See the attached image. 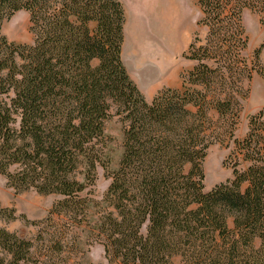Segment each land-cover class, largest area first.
Segmentation results:
<instances>
[{
  "label": "trees",
  "instance_id": "trees-1",
  "mask_svg": "<svg viewBox=\"0 0 264 264\" xmlns=\"http://www.w3.org/2000/svg\"><path fill=\"white\" fill-rule=\"evenodd\" d=\"M199 5L208 34L187 55L197 65L180 88L148 102L122 59L120 0H0V28L26 11L35 38L0 36V174L17 193L61 196L51 212L58 220L79 224L101 208L92 231L109 264H264V113L235 139L244 83L257 70L245 55L243 15L264 14V0ZM113 113L125 126L124 152L94 203ZM231 141L233 179L206 191L208 151ZM57 234L38 255L36 243L0 230V264H58L66 245Z\"/></svg>",
  "mask_w": 264,
  "mask_h": 264
},
{
  "label": "rangeland",
  "instance_id": "rangeland-1",
  "mask_svg": "<svg viewBox=\"0 0 264 264\" xmlns=\"http://www.w3.org/2000/svg\"><path fill=\"white\" fill-rule=\"evenodd\" d=\"M145 5L149 17L151 31L147 34L145 54L149 57L160 58L163 67L161 73L153 70L152 74L144 75L142 72L136 75L132 81L144 95L148 102L164 89H177L183 83V77L187 76L197 65L195 61L187 58L190 45L198 38L204 40L208 29L200 25L203 17L199 0H135ZM126 3V1H125ZM129 8V5L126 3ZM132 14L138 15L136 3L130 6ZM141 10V9H140ZM243 24L246 29L249 45L246 57L256 71L250 81L244 85L249 89V96L243 103L242 113L235 131V139L243 140L250 131V119L260 113H264V48L259 61L256 53L264 44V14L256 11H246L243 15ZM0 36L6 37L10 42L21 45H33L34 35L31 32L30 15L26 11L17 12L11 19L5 21L0 28ZM141 64V60L137 58ZM149 62V60L147 59ZM143 64V62H142ZM143 67V66H142ZM156 67H158L156 65ZM140 71V70H137ZM129 74V73H128ZM176 75V84L172 76ZM153 77V79H152ZM154 82V83H153ZM154 84L157 93L152 99H147L139 87ZM147 86V87H148ZM115 113V112H114ZM113 116L106 122L103 164L97 169L95 185L90 189L89 199L94 203H101L111 184L112 174L119 168L124 152L125 126L121 119ZM235 150L233 141L217 143L213 145L204 162L205 190L210 191L217 185L233 179L234 159L230 158ZM244 165L241 166V169ZM62 200L59 195H43L35 191L17 193L8 185L6 178L0 174V230L36 243V253L47 255V247L54 235L58 239V229L64 232L63 243L65 250L53 261L58 264H109L105 256L102 244L94 241L92 227L96 225L101 214L100 209L92 205L88 211V218L77 224L70 220V216H62L59 220L51 216L54 206ZM2 211H8L2 214ZM14 212V218H9ZM52 219V223H49ZM81 220V218H79ZM60 236V235H59ZM42 239V240H40ZM260 246V241H256ZM59 259V260H58ZM176 264H181L179 257L174 259Z\"/></svg>",
  "mask_w": 264,
  "mask_h": 264
},
{
  "label": "crops",
  "instance_id": "crops-1",
  "mask_svg": "<svg viewBox=\"0 0 264 264\" xmlns=\"http://www.w3.org/2000/svg\"><path fill=\"white\" fill-rule=\"evenodd\" d=\"M125 9L126 22H125V41L122 49V59L127 68V71L133 79L136 78L137 72L143 73L144 75L152 74L153 70H157L158 72H162L160 67H163L161 59H155V57H149V55L145 54L146 43H147V34L151 31V27L153 24H150L149 17L146 13L145 5H141L135 0H120ZM129 5V8L126 6V3ZM137 5V9H139L138 15L132 14L131 5ZM141 9V10H140ZM152 23V22H151ZM137 58L141 60V64L137 62ZM149 60V62L147 61ZM143 62V64H142ZM156 65L158 67H156ZM143 66V67H142ZM140 70V71H137ZM153 79V77H152ZM171 79L173 81L169 84L175 85L176 75L172 76ZM154 83V82H153ZM154 84H150V86L146 85L144 88L139 87L143 92L148 93L145 95L147 99H152L154 95L157 93L156 88L153 86ZM148 86V87H147Z\"/></svg>",
  "mask_w": 264,
  "mask_h": 264
}]
</instances>
